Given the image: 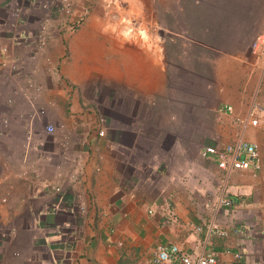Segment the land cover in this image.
Instances as JSON below:
<instances>
[{
	"label": "crops",
	"instance_id": "obj_1",
	"mask_svg": "<svg viewBox=\"0 0 264 264\" xmlns=\"http://www.w3.org/2000/svg\"><path fill=\"white\" fill-rule=\"evenodd\" d=\"M49 1L0 0V264H154L169 244L264 264V0H74L73 33ZM192 99L215 104L194 143ZM239 141L258 169L215 213L224 174L202 153Z\"/></svg>",
	"mask_w": 264,
	"mask_h": 264
},
{
	"label": "built area",
	"instance_id": "obj_2",
	"mask_svg": "<svg viewBox=\"0 0 264 264\" xmlns=\"http://www.w3.org/2000/svg\"><path fill=\"white\" fill-rule=\"evenodd\" d=\"M74 0H54L45 2L42 5V10H44L47 16L52 15H63L67 19L64 21L62 25L63 30L66 33H73L77 31L83 25V18L89 14V7H86L82 12L81 16L75 18V10H73ZM50 19L47 18L44 25L38 30V37H42L45 35L47 31V25L49 24ZM4 52H7V48H3ZM6 67L5 64H3ZM13 73L20 74V68L17 65H12L10 67ZM229 111H232V108H228ZM259 123L258 119H253L251 125L256 127ZM95 130L98 133L100 138H105L107 136V122L105 119L101 118L95 124ZM45 133L47 135L53 136L57 134V129L48 124L45 127ZM28 140H31V137H28ZM204 157H216L218 168L223 172L224 179L222 181V185L219 191V198L217 202V206L215 208V213H219L222 209H233L235 203L228 196V180L230 175L236 171L241 169H250L255 167L258 169V160L259 153L258 148L254 144H248L246 142H237L231 145H226L224 147H216V146H208L203 151ZM20 175V177H22ZM25 176V175H24ZM74 180L73 177L70 178L71 182ZM43 186L46 189L56 192L58 195L62 193L63 187L55 183H50L47 181L43 182ZM78 209H82L81 207H77ZM83 210V209H82ZM212 231H217V227H211ZM235 234H242L243 229H235ZM9 234L3 233L1 235V239H5ZM224 236H227L228 233L224 232ZM240 257V256H237ZM0 261H1V253H0ZM154 264H219L218 256L215 253L202 254L198 257H193L191 254L186 253L181 249L180 246L175 244L163 245L159 248L156 257L154 259Z\"/></svg>",
	"mask_w": 264,
	"mask_h": 264
},
{
	"label": "rangeland",
	"instance_id": "obj_3",
	"mask_svg": "<svg viewBox=\"0 0 264 264\" xmlns=\"http://www.w3.org/2000/svg\"><path fill=\"white\" fill-rule=\"evenodd\" d=\"M99 76H97L96 80L97 82L95 83V88H93L92 90H98V91H101L103 86H102V73H97ZM213 75V74H212ZM210 75V76H212ZM192 81H196L197 78L196 76L194 75L193 73V76L191 77ZM195 89L198 91V87H195ZM102 92V91H101ZM100 93V92H99ZM99 93L97 94L99 96ZM102 95V94H101ZM199 99H192V104H191V112H192V120H191V124H192V127H191V130H192V142L194 143V141H196L198 139L199 136V131H202L203 132V118L201 120L200 117H203V115L205 114V106H207V116H208V119H207V130H210L209 127L212 126V124H214V111H212L211 109L215 106V104L213 103H207V105L204 106L203 103L199 104L198 103ZM98 104H99V108H100V111L103 110V103H102V99H98ZM146 109V108H145ZM202 124V125H201ZM165 136L162 138H157L155 137V135L153 136V144L154 145H159L160 143H164L165 142ZM152 154H160V156H164L165 153H152ZM195 155V153H192V156ZM167 157H165L166 159Z\"/></svg>",
	"mask_w": 264,
	"mask_h": 264
}]
</instances>
